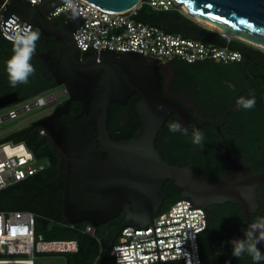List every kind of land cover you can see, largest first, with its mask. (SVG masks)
<instances>
[{
  "label": "water",
  "instance_id": "water-1",
  "mask_svg": "<svg viewBox=\"0 0 264 264\" xmlns=\"http://www.w3.org/2000/svg\"><path fill=\"white\" fill-rule=\"evenodd\" d=\"M87 1L115 12H126L143 2ZM177 1L186 7L188 17L209 20L222 28L218 31L264 45V0ZM2 6L6 19L19 17L61 46L58 58L50 52L42 53L41 58L57 86H65L68 100L34 125L42 127L65 156L64 217L71 224L88 221L98 227L125 214L99 264L111 253L121 229L153 224L163 207L166 194L161 188L167 180H174L183 189V198H190L197 206L237 204L250 228L256 221L251 216L260 206L258 196L264 184V170L251 171L228 148L226 174L210 183L191 166L169 164L157 149L156 139L171 115L177 114L178 123L188 130L199 127L187 105L164 92L163 74L158 66L111 51L82 56L74 39L82 24L76 13L56 24L47 20L38 5L28 1L0 0V9ZM135 94L140 96L135 107L140 127L128 139H111L108 129L111 103L125 104ZM19 101L17 92L5 94L0 97V110ZM72 101L81 103V111L68 124L61 116L68 112ZM257 246L264 253V243ZM156 264L185 263L181 260Z\"/></svg>",
  "mask_w": 264,
  "mask_h": 264
},
{
  "label": "trees",
  "instance_id": "trees-1",
  "mask_svg": "<svg viewBox=\"0 0 264 264\" xmlns=\"http://www.w3.org/2000/svg\"><path fill=\"white\" fill-rule=\"evenodd\" d=\"M143 2L138 17H136L137 19L160 26L168 32L182 34L186 38L213 43L216 47H229L232 50L240 51L243 57L251 55L252 60L259 62L258 67L264 69V59L260 57V55L264 56V51L260 48L246 45L243 41L236 38L227 40L222 32L202 26L188 17V15H185L180 10V6H175L170 10L155 11L147 3V0H143ZM55 4L56 0L51 3L52 6ZM61 21L62 19H57L56 24H60ZM33 30L39 31L36 28ZM12 49V42L5 39L0 33V97L8 93L17 92L21 100L24 101L57 87L54 76L48 71L40 54L50 52L52 57L58 58V49H60L59 42L53 40L52 37L44 36L40 32V39L37 41L36 51L31 60L36 72L33 76L29 77L27 84H20L16 87L10 85L7 73V61L13 54ZM170 63H176L177 71L186 70L187 67L197 66H204L209 69L210 75L207 76L206 80L184 79V81L176 80L175 83L176 87L180 89L187 88L193 97L195 94L193 101L196 102V105L194 109H191L195 114L197 113V106L202 107L205 115H207L213 108L212 102L221 104L227 101L234 92L238 93V91H230L231 88L229 87L232 81L231 76H235L234 73L241 74L239 77L243 78V70H240L241 65H243L241 61L224 63L216 60H205L189 63L185 60L176 59ZM139 99L140 96L135 94L125 104L111 103L108 124L111 139H128L138 130L140 120L135 107ZM80 109L81 103L79 101L73 102V106L70 109V116L67 119L61 117L62 120L65 123H71L73 116L80 112ZM123 114H128L130 122L121 125V115ZM195 116L197 122L200 124L199 130L204 133L202 147L192 143V130H188L187 135L182 132L173 133L169 131L170 123H178L177 114L170 116L159 135L165 130L167 131L163 145L171 158V160L167 161L169 164L189 166L185 162L186 160L199 161L201 159L204 170L196 167L192 168L206 181L213 183L223 177L227 172L224 163L220 166L219 150L221 146L217 137L220 132L218 127L220 126L228 134L230 126L228 123L224 126L221 124L217 126L216 119L212 122L205 121V118H199L198 114ZM219 117L217 120L222 119L221 116ZM253 117L259 118L260 121L256 122L252 120L242 124L241 127L249 136L264 135V110L259 115L252 114ZM42 131V127L34 125L33 123L13 132L8 138L0 140V143L7 141L14 143L24 142L34 152L37 159L48 158L52 162L51 168L45 173L1 190L0 211L32 210L36 212L38 215L37 231L43 234L45 239L77 241L78 250L76 252H67V264H99L104 257L106 248L117 231L116 229H118L125 219V215L122 213L120 216L96 227L95 236L85 232L86 227L90 225L88 221L74 224V227L67 221L64 217L62 206L65 186V164L62 162L59 149L51 142L48 133H43ZM94 135L96 136L95 131ZM156 147L159 149L157 141ZM247 148L253 152L252 157L254 159L264 156V152L258 154L254 152L256 145L252 140H249ZM199 149H203L204 152H199ZM249 168L253 172H261L264 170V165L256 167L249 166ZM263 187L264 184L260 190ZM161 189L166 194L165 199L167 200H165L161 210L168 208L172 203L183 198V189L174 180L164 182ZM260 190L258 197H260L261 202L263 201L260 209L261 213L257 212L252 214L251 219L253 220H256L257 217L264 216V193L260 195ZM206 211L209 216L208 227L200 238L203 264H251L250 260H253L247 254H244L240 258L234 257L232 255V246L229 243L232 239L244 238V231L249 229L246 216L240 207L232 202H227L225 204L210 205L206 208ZM48 222H52L53 226L50 230L46 229L43 233L41 231V224L46 226ZM248 259L249 261H247ZM102 264H114L112 255L109 254ZM259 264H264V260L260 261Z\"/></svg>",
  "mask_w": 264,
  "mask_h": 264
},
{
  "label": "built area",
  "instance_id": "built-area-1",
  "mask_svg": "<svg viewBox=\"0 0 264 264\" xmlns=\"http://www.w3.org/2000/svg\"><path fill=\"white\" fill-rule=\"evenodd\" d=\"M10 1V0H8ZM38 5L47 20H64L71 13L78 14L82 24L74 39L82 56L86 53L117 52L135 56L157 66L180 59L189 63L216 60L224 63L241 61L242 53L229 47H219L196 39L166 31L164 28L137 19L139 6L124 12L104 9L87 0H73L75 9H67L63 0H24ZM156 11L170 10L181 3L177 0H147ZM180 9L185 13V10ZM62 22V21H61ZM30 26L19 17L6 19L4 6L0 9V33L11 37ZM33 30V28H32ZM55 89L16 102L0 116V124L15 119L34 108L55 107L60 91ZM45 133V131H42ZM52 166L48 158L37 159L24 142L0 143V191L19 182L43 174ZM206 208L197 206L190 198H182L160 210L153 224L145 227L127 226L120 232L111 250L114 264H156L181 261L203 264L200 238L208 227ZM38 215L32 210L0 211V264H35V257L43 253H67L78 250L77 241L47 240L38 230ZM74 227V224H72ZM96 227L88 225L85 232L96 235ZM72 242L74 249L53 247V244Z\"/></svg>",
  "mask_w": 264,
  "mask_h": 264
},
{
  "label": "flooded vegetation",
  "instance_id": "flooded-vegetation-1",
  "mask_svg": "<svg viewBox=\"0 0 264 264\" xmlns=\"http://www.w3.org/2000/svg\"><path fill=\"white\" fill-rule=\"evenodd\" d=\"M53 40H55V39L53 38ZM60 49H61V46H60ZM60 49H58L59 54H60ZM41 54H40V56H41ZM241 62L243 65H241L240 70H243V76H242L243 78L239 77V76H241V74L234 73L235 76H231L232 81L229 84V87L231 88L230 91L231 90L238 91V93L234 92V94L231 95V97H229V99L227 101H225L221 104H219V103L217 104L216 102H212L213 108L211 109L210 113H207V115H205V111H203L202 107H199V106H197V113H196L199 115V118H201V119L205 118V121L214 122V119H216L215 121H216L217 126H219V124L224 126L227 123L230 126L229 127L230 130H229L228 134L225 132V130H222L219 126L218 129L220 132L217 135L218 140H219V144L221 146L220 150H219L220 166L223 165V163H224L226 165L225 166L226 170H228V167H227L228 165H227V160H226V152H227L228 148L232 151L233 154H235L240 159V161L244 165H246V167L248 166V168H249V166L256 167V166H263L264 165V156L260 157V158L256 157V159H254L252 157L253 152H251L247 148L249 140H252L255 142V145H256V149L254 152L257 154L264 152V135L249 136L247 134V132L245 130H243V128L241 127L242 124L248 123L252 120H254L256 122L260 121L259 118H256V117L252 118V114L259 115L264 110V69L261 67H258L259 62L252 60L251 55H247V57H242ZM231 63H234V62H231ZM159 69L162 72L160 67H159ZM162 74H163V72H162ZM164 77H165V75H164ZM165 81H166V78H164V87H165ZM182 90L185 94L188 95L189 100L195 106L196 102L193 101L195 94L193 97V95H191V92L187 88H182ZM252 93L255 94V99H256V104H255L254 108H252L250 110H245L243 108L237 107L236 100L239 97L243 96L245 98H251ZM67 100H68V98L58 102L54 109H56L59 106H62ZM73 102H75V101L71 102V105L68 108V112L63 114L61 117H65L67 119V117L70 116L69 115L71 112L70 109L73 106ZM183 103L185 105H187V108H189V110L191 111V108L188 107L189 105L185 102H183ZM54 109H53V111H54ZM252 111H253V113H252ZM198 112H200V113H198ZM250 112H251V114H250ZM196 114L193 113L194 117H196L195 116ZM219 116H221L222 119L217 120V118H220ZM129 122H130V117L128 116V114L127 115L126 114L121 115V125H124V124L129 123ZM199 128H200V124H199L198 129ZM166 135H167V131L165 130L164 132H162L158 136L156 141H157V145L159 146V149H158L159 152L163 156L164 160L167 162L168 160H171V158H170V155L165 150V147L163 145ZM96 136H97V134H96ZM198 151L201 153L204 152L203 149H199ZM104 157L106 159L107 155H104ZM185 162L188 163L189 166H191V167H196V168H199L200 170H204L202 168L203 167V165H202L203 161L201 159L199 161L198 160H186ZM65 171H66V169H65V165H64V172ZM263 193H264V187L260 190V195H262ZM165 200H164V202H165ZM164 202H163V204H164ZM262 202L260 201V206H259L258 210L254 213H257V212L261 213L260 209H261ZM247 261H249V259ZM250 262H251V264L254 263L251 260H250Z\"/></svg>",
  "mask_w": 264,
  "mask_h": 264
},
{
  "label": "clouds",
  "instance_id": "clouds-1",
  "mask_svg": "<svg viewBox=\"0 0 264 264\" xmlns=\"http://www.w3.org/2000/svg\"><path fill=\"white\" fill-rule=\"evenodd\" d=\"M67 9H75L73 0H63ZM75 15L73 16V19ZM40 39V32L34 31L30 26H26L17 31L12 37L13 54L7 61V73L9 83L16 87L20 84H27L29 77L36 72L35 67L31 63L32 57L36 51L37 41ZM255 94H251V98L243 96L236 100L237 107L250 110L255 107ZM161 110L162 106H161ZM169 131L182 132L187 135L188 129L182 124L173 122L169 124ZM204 133L199 129L192 130V143L194 145L203 146ZM232 246V255L236 258L242 257L244 254L249 255L254 264H259L264 260V253L261 252L257 245L264 243V216L257 217L256 221L250 225V228L244 231V238H235L229 241Z\"/></svg>",
  "mask_w": 264,
  "mask_h": 264
},
{
  "label": "rangeland",
  "instance_id": "rangeland-1",
  "mask_svg": "<svg viewBox=\"0 0 264 264\" xmlns=\"http://www.w3.org/2000/svg\"><path fill=\"white\" fill-rule=\"evenodd\" d=\"M195 21L202 26H206L210 29L217 30L216 28L207 24L203 20L196 19ZM223 36H224V33H223ZM226 39L231 40L229 38H226ZM262 48L263 47H260V49L264 51V48L263 49ZM260 57L264 59L263 55L262 56L260 55ZM159 67L161 68L163 74L165 75L164 78H166L164 92L170 97H173L175 99H178L182 102L187 103L189 105L188 107H190L191 109H194V105L189 100L188 95L185 94L182 89L176 87L175 85L176 80L178 81H184V79L185 80H190V79L206 80L207 76L210 75L209 69L204 66H197V67H187L186 70L177 71V67L175 63H167V64L160 65ZM54 89H55L54 91H60L59 102L68 98L69 95L64 85H58ZM54 108L55 107L50 109L49 106L47 105L42 106V107H37V108L32 109L29 112H25L21 114L19 117L15 119H9V120L4 121L3 123L0 124V140H4L8 138L13 132L20 130L22 128H25L33 124L34 122H36L38 119L45 117L46 115L50 114ZM7 109H9V107L1 109L0 116L4 115L7 112ZM60 155L62 158V162L65 163V156L62 154L61 151H60ZM52 226H53L52 222H48L46 226L44 224H41V227H42L41 231L44 233L46 229L50 230ZM67 256H68V253H60V252L38 254L35 257V264H67V261H66ZM1 257H3V255H0V258Z\"/></svg>",
  "mask_w": 264,
  "mask_h": 264
},
{
  "label": "bare ground",
  "instance_id": "bare-ground-1",
  "mask_svg": "<svg viewBox=\"0 0 264 264\" xmlns=\"http://www.w3.org/2000/svg\"><path fill=\"white\" fill-rule=\"evenodd\" d=\"M183 8H185L184 10H186V7L185 6H183ZM197 20H202V19H199V18H196ZM203 21H205L207 24H209V25H211L212 27H214V28H216V29H222V28H220L219 26H217L215 23H213V22H211V21H209V20H203ZM224 33V32H223ZM224 36L226 37V38H229V39H234V37L233 36H235L236 38H239L240 40H242V41H246V42H251V43H253V44H256V46H259V47H263L264 48V45L263 44H261V43H256V42H253V41H251V40H246V38H244L243 36H240V35H237V34H235V35H230V34H225L224 33ZM233 37V38H232ZM263 178H264V176H263ZM54 248L55 247H58V248H62V249H74L75 247H76V244L75 243H72V242H64V243H59V244H53L52 245Z\"/></svg>",
  "mask_w": 264,
  "mask_h": 264
}]
</instances>
